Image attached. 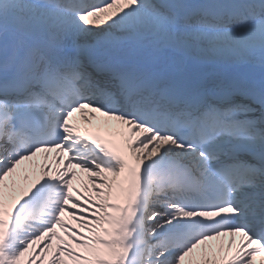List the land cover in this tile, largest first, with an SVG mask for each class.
Segmentation results:
<instances>
[{
  "label": "snow or ice",
  "instance_id": "obj_1",
  "mask_svg": "<svg viewBox=\"0 0 264 264\" xmlns=\"http://www.w3.org/2000/svg\"><path fill=\"white\" fill-rule=\"evenodd\" d=\"M264 264V0H0V264Z\"/></svg>",
  "mask_w": 264,
  "mask_h": 264
}]
</instances>
